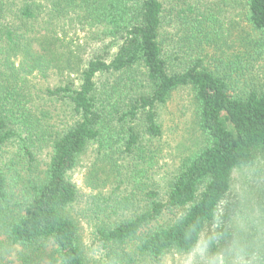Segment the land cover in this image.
<instances>
[{
	"label": "trees",
	"instance_id": "1",
	"mask_svg": "<svg viewBox=\"0 0 264 264\" xmlns=\"http://www.w3.org/2000/svg\"><path fill=\"white\" fill-rule=\"evenodd\" d=\"M208 1L0 0V249L26 250L21 264H43L45 248V264H88L71 172L88 156L92 193L119 189L127 158L141 177L147 150L162 137L159 108L188 91L203 146L155 189L135 178L137 195L116 203L128 213L96 225L106 257L99 264L159 263L198 247L205 262L197 264H264V200L252 197L256 209L249 203L242 217L253 220L242 229L231 186L234 170L264 161V81L233 87L244 67L228 59L220 68L203 52L219 53L220 24L236 17L231 0ZM239 1L264 45V0ZM181 33L198 52L179 55L188 48ZM104 77L143 82L107 88ZM125 91L132 95L124 101Z\"/></svg>",
	"mask_w": 264,
	"mask_h": 264
},
{
	"label": "rangeland",
	"instance_id": "2",
	"mask_svg": "<svg viewBox=\"0 0 264 264\" xmlns=\"http://www.w3.org/2000/svg\"><path fill=\"white\" fill-rule=\"evenodd\" d=\"M231 1L234 3L232 9L234 10L233 15L236 16L235 24H229L227 21L220 24L222 25L223 36L221 39L217 40L218 47L214 48L219 53L215 54L213 50L211 54V49L206 47L203 49V52H209V57L213 56L216 64L220 65V68L223 67V63L228 59H231L235 63L234 66L242 65L245 70L239 75H232L233 80L231 81L233 87L239 86L243 89L246 85H251V83L264 81V45L259 38V35L246 25L243 17L238 13L240 1ZM177 2H179V0H177ZM190 2L193 5L192 0H186L187 4ZM195 2L196 0H194V3ZM214 3L221 4L219 0L208 1L209 6H213ZM198 4L199 3H197V5ZM199 6L202 7L203 4H200ZM180 36L183 38L182 45H187L188 48L177 51L173 45L175 42L174 38L168 36V40L171 39L173 43L172 48L174 52H179L180 56H187L189 53L195 54V51L198 52L196 49L189 46L188 43L190 41L186 38L185 34L181 33ZM114 80L115 78L113 77H104L100 78L99 82L101 85L107 84V88H111L113 85L121 86V84H124L127 86V89L130 86L138 89L143 82L140 81L133 84L127 81L119 82L118 80L113 82ZM126 93L127 91L120 93V97L124 101L127 98L129 99V95H132L129 94L125 97ZM115 98L116 97H114V100ZM64 109L65 111H69L65 106ZM122 109L126 108L123 106ZM122 109L120 108V111H124ZM193 110L194 105L188 91H179L175 93L167 105L159 108V111H161V115L165 120L162 137L158 142L153 141L150 149L147 150L144 159L145 164H141L145 169L142 170L143 173L141 177H136V173L140 170V166H134L137 162L135 159L132 160V158H127L122 161V183L120 184L121 187L119 189L116 187H112L111 189L106 187L103 191H95L92 193L85 181V173L90 164L88 156L83 157V162H80V164L71 172V179L74 182L79 195L78 201L73 205L72 211L73 214L81 220L83 227L82 241L88 250V254H86L88 264H99V261H104V250L98 245L95 238L96 225H99L101 220L104 222L119 221L128 213V210L124 207L125 203H121L120 205H116V203L123 201V198L128 197L132 193L137 195L140 185L136 187L133 186L134 188L131 187L132 184H134L133 182L135 181V178H137V180L141 178V180H139L140 182H144L149 189H155V180L159 178L163 183L167 182L171 177V174L178 171L177 168L183 157L190 153H194L196 149L203 146L204 138L199 132L196 121L193 117ZM62 119L65 120V118ZM59 120L60 118L56 119L54 124L57 125L56 123H58ZM38 157L41 162H43V160L47 162L48 160L45 154H40ZM149 161H151L150 165ZM263 163L264 161L259 158L249 166L234 170L232 174L231 186L238 194L241 203L243 204V213L241 212L239 217H236L235 223H237L242 229L243 224L246 226L245 220H253L252 215L246 219L245 217H242V214L246 212V207L249 206V203H253L249 208L256 209V202L252 197L256 196L264 200V196H262L264 195ZM92 194H95V196ZM94 203H98L100 206H97ZM261 203L264 202L261 201ZM128 207L132 208L130 206ZM93 208L99 209L97 215L94 214ZM82 219H84V223L82 222ZM252 227L257 230L255 225H252L249 228L253 232H255V230H253ZM249 228L248 230H250ZM0 241H5L4 236L0 235ZM25 253L27 256L30 255L26 250L19 247H12L9 250L0 249V264H21V260L24 259L23 255ZM51 254V250L46 248L45 251L39 254L43 260V264L49 262V256ZM200 260L205 262L203 261L201 250L198 247L193 253L187 256L168 254L159 263L146 261L137 264H197Z\"/></svg>",
	"mask_w": 264,
	"mask_h": 264
}]
</instances>
